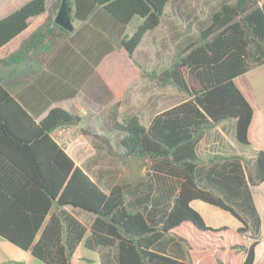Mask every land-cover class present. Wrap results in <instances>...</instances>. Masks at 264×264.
<instances>
[{
	"label": "trees",
	"instance_id": "trees-1",
	"mask_svg": "<svg viewBox=\"0 0 264 264\" xmlns=\"http://www.w3.org/2000/svg\"><path fill=\"white\" fill-rule=\"evenodd\" d=\"M48 1L27 0L0 19V68L27 58L43 60L49 51L42 48L70 35L55 22L62 0ZM169 1L73 0V18L86 21L104 10L120 25L119 45L133 57L145 34L162 23ZM135 19L141 22L131 34H123ZM90 29L86 23L68 40L80 48L78 37ZM114 48L111 37L108 48L98 56L89 48L81 50L96 66ZM176 53L171 66L145 73L175 87L186 99L158 113L149 127L136 116L117 122L119 150L112 149L110 136L102 135L112 154L123 160L147 158L153 171L175 178L167 202L160 204L158 198L148 210L135 208L128 200L138 193V186L106 187L52 136L58 127L79 123L78 114L54 107L37 120L0 81L1 236L31 249L45 264H71L70 257L83 240L90 249L115 248L118 264L257 263L259 243L247 244L243 235L250 231L258 236L261 217L241 157L216 155L205 167L196 147L208 129L229 118L236 119L237 140L249 144L253 107L234 79L264 64V0H223L201 31ZM255 168L258 180L263 181V150ZM198 199L231 212L243 226L207 224L192 204ZM66 206L95 215L88 237L87 226ZM169 236L188 246V261L159 249L161 240ZM103 263L108 264V255Z\"/></svg>",
	"mask_w": 264,
	"mask_h": 264
},
{
	"label": "crops",
	"instance_id": "crops-1",
	"mask_svg": "<svg viewBox=\"0 0 264 264\" xmlns=\"http://www.w3.org/2000/svg\"><path fill=\"white\" fill-rule=\"evenodd\" d=\"M201 1L171 0L167 3V5L171 4L173 7V13L181 17V22H175L169 13L166 12L162 23L154 30L149 31L152 32L151 37H149L150 53L148 60L151 66L150 69L146 68L144 61L135 58V54L142 49L141 45L147 40L149 32L145 34L133 57H131L127 50L119 45V41L123 36L118 34L121 28L120 25L101 9L89 20L74 19L75 29L70 32V35L65 40H60L53 45H47L42 48L44 52L49 51V55L44 57L43 60H40V58H27L16 64L1 67L0 81L13 94L20 97L21 102L28 110L36 115L37 120L43 119L54 107H61L81 117V121L77 124L58 127L52 132V136L72 159L82 166L81 162L85 160L84 156L93 153L95 140L103 142L102 135L109 136L107 131L110 127V118L118 120L120 114L123 116L125 114H133L131 116L138 117L144 126L149 127L158 113L186 99L185 94L168 85L173 89V95L167 98L170 101L169 106L158 111L157 88L160 82L149 77L145 71H161L171 66L174 63L176 51L171 54L169 59H165L163 68H157L158 63L163 60L160 53L163 47L174 48L173 43L176 44L175 47H182L181 44L186 39L189 42L191 35L186 36L184 39V34L188 33L185 29L196 28L201 31L213 10L218 8L223 0H206L205 2H208V4H204L203 10L206 11L204 19H200L194 11H202V8L197 6ZM26 2L27 0L7 1L4 5L5 9L0 10V19L20 8ZM140 22L141 19H135L126 26L123 34H131L134 27ZM86 23H90L93 29L86 30L78 37L79 48L68 39ZM163 24L171 29L166 30L165 35L159 31ZM168 27L167 29H169ZM172 33L180 36V38L177 40L171 39L170 35ZM194 34L196 35V33ZM159 35L161 36L159 37ZM111 37L115 48L107 52L101 61L94 66L92 60L87 58L81 49L89 48V52L92 55L98 56L104 48H108ZM91 70L92 72H90ZM261 74L264 75V64L252 66L247 72L234 79L253 107V117L248 132L249 144L244 145L237 140L236 119L229 118L208 129L199 139L196 147L201 164L205 167L209 166L210 158L216 155L227 158L232 156L241 157L253 201L261 217L259 235L254 236L249 231L246 233L249 240L245 237L246 234L243 235L247 244H251L254 241L259 243L256 247L259 255L256 264H264V180H258L255 168L259 151H264V84L261 90V106L257 113L252 100L247 95L246 90L238 83V79L245 77L246 81H252L254 77H258ZM73 90H77V92L75 94H67ZM175 94L183 95L184 97L179 101L173 102L172 98ZM131 116H125L120 122ZM115 126L116 124L110 128L114 130ZM84 130L90 131V133ZM84 147L86 155L81 153V149ZM147 160L150 165L146 173L139 171L129 177L125 176L120 182L114 181L111 176L107 175L101 176L102 180H98L101 177L97 179L86 171L106 187L117 183L138 186V193L128 197V200L135 208H147L148 210L152 208L153 201L157 202L158 198L160 199V204L161 202H167L168 192L172 190L175 178L167 173L153 171L151 169V161ZM162 197H165L164 201ZM195 201H199L197 207L194 205ZM192 204L202 214L207 224L213 227L228 225L233 228H240L243 226V222L239 218L219 206L199 199L192 201ZM65 208L87 226L85 238L88 237L95 215L72 206H66ZM54 210L55 208L49 212L45 223ZM159 249L181 260H189L188 246L176 237L169 236L162 239ZM107 255L108 264H118L115 248L100 247L98 249H90L83 240L73 251L70 262L71 264H104L103 262ZM0 264L45 263L34 256L31 249H23L0 235Z\"/></svg>",
	"mask_w": 264,
	"mask_h": 264
},
{
	"label": "rangeland",
	"instance_id": "rangeland-1",
	"mask_svg": "<svg viewBox=\"0 0 264 264\" xmlns=\"http://www.w3.org/2000/svg\"><path fill=\"white\" fill-rule=\"evenodd\" d=\"M7 1L10 0H0V10H4V5L7 3ZM206 0H202L200 4H198L197 6H199L200 8H202V11H198V10H194L197 13V16L200 19H204L206 17V11L203 10L204 8V4H208V2H205ZM51 0L48 1V4H50ZM165 11L167 13H169V15L171 16V18L174 19V21H179L181 22V17L179 15H175L173 13V7L171 6V4H168L166 6ZM208 19V18H207ZM196 20V18H195ZM168 26H165V24H163L162 27H160V30L164 35L166 33V30H171L169 27V29H167ZM188 31V33L184 34V39L186 36L188 35H195L194 33H199L200 30L196 29V28H188L185 29V31ZM152 32H149V34H147L148 38H146L147 40L145 41L144 44L141 45V50L135 54V58H137L138 60L141 59L142 61H144L146 63V68L150 69L151 66L149 65V53H150V49H149V37H151ZM161 33V35H162ZM175 33V31H174ZM174 33H172L170 35L171 39L177 40L180 38V36L175 35ZM159 35V37L161 36ZM188 44V40L186 39L185 42H183V44H181L182 47L186 46ZM174 48L169 47V48H165V46L163 47V49L161 50V55L163 57L162 62L158 63L157 68L161 69L163 68V66L165 65V59H169L171 57V54L174 51H178L181 47H175L176 44L173 43ZM247 82V83H246ZM153 83V80H152ZM238 83L246 90L247 95L250 97V99L252 100L253 106L256 110V112L258 113L259 108L261 106V101H262V94H261V90L264 84V75H259L258 77H254L252 79V81H246L245 77L239 78L238 79ZM153 88V86H152ZM158 105H157V110L160 111L164 108H166L167 106H169L170 101H168V97L173 95L172 91L173 89L168 86V85H163V84H158ZM182 97H184L183 95H176L172 98L173 102L179 101L182 99ZM133 114H125V116H131ZM120 117L118 118V120H114L112 118H110V122H109V126L111 127L112 125L116 124V122H120L125 116H123L122 114L119 115ZM108 129L107 133L109 134V136L111 137V143H112V149H116L119 150L120 148V140H118V138L116 137L117 132H114V130H112V128ZM81 153L86 155V151H85V147L81 149ZM85 160L81 162L82 166L93 176H95V178H99L103 175H107V176H111L114 181L116 182H120L122 180V178H124L125 176L129 177L130 175H133L134 173L137 172H144L146 173L147 170H149V161L145 158V159H129V160H123L120 157L112 154L109 151L108 145L103 141H97L95 140V143L93 145V153L90 155L88 154L87 156H84ZM98 180H102V177L99 178ZM104 180V179H103ZM194 205L197 207L199 205V201H195ZM89 235V234H88Z\"/></svg>",
	"mask_w": 264,
	"mask_h": 264
},
{
	"label": "water",
	"instance_id": "water-1",
	"mask_svg": "<svg viewBox=\"0 0 264 264\" xmlns=\"http://www.w3.org/2000/svg\"><path fill=\"white\" fill-rule=\"evenodd\" d=\"M55 22L68 32L74 31L72 0L61 1L60 7L55 16Z\"/></svg>",
	"mask_w": 264,
	"mask_h": 264
},
{
	"label": "built area",
	"instance_id": "built-area-1",
	"mask_svg": "<svg viewBox=\"0 0 264 264\" xmlns=\"http://www.w3.org/2000/svg\"><path fill=\"white\" fill-rule=\"evenodd\" d=\"M245 234H246V233H245ZM245 237H247V240H249V237H248V235H247V234L245 235Z\"/></svg>",
	"mask_w": 264,
	"mask_h": 264
}]
</instances>
